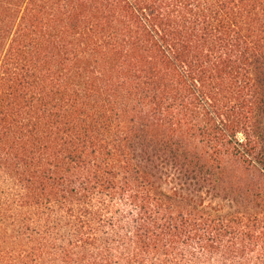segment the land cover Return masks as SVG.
<instances>
[{
    "label": "trees",
    "instance_id": "trees-1",
    "mask_svg": "<svg viewBox=\"0 0 264 264\" xmlns=\"http://www.w3.org/2000/svg\"><path fill=\"white\" fill-rule=\"evenodd\" d=\"M0 264H264V0H0Z\"/></svg>",
    "mask_w": 264,
    "mask_h": 264
}]
</instances>
